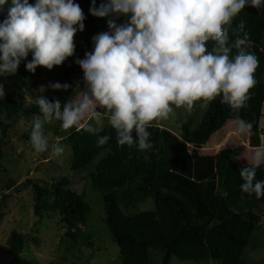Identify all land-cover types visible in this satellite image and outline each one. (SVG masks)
Returning a JSON list of instances; mask_svg holds the SVG:
<instances>
[{
  "label": "clouds",
  "instance_id": "clouds-1",
  "mask_svg": "<svg viewBox=\"0 0 264 264\" xmlns=\"http://www.w3.org/2000/svg\"><path fill=\"white\" fill-rule=\"evenodd\" d=\"M8 3L0 0V11ZM249 6L259 8L261 0H102L99 7L92 0L91 15L107 18L109 31L95 35L93 51L76 60L84 73L83 89L77 84L63 104L44 95L34 99L39 112L31 120V147L37 153L51 149L54 158L63 155L64 146L50 145L44 133V125L54 120L62 130L83 128L103 146L110 136L98 134L107 119L119 146L151 149L148 128L168 119L173 106L190 113L198 101L206 109L218 97L237 114L235 134L252 135L253 124L238 114L257 84L259 60L250 51L254 42L245 21L232 27ZM121 17L126 19L118 23ZM84 20L75 0H36L34 5L11 0L0 22V76L15 75L29 54L26 70L33 74L37 67L62 65L75 55L74 37L84 31ZM48 87L67 91L72 86L56 82ZM5 94L0 83V97ZM246 159L248 166L239 171L240 187L259 199L264 197V181L256 176L264 164V139Z\"/></svg>",
  "mask_w": 264,
  "mask_h": 264
},
{
  "label": "trees",
  "instance_id": "trees-1",
  "mask_svg": "<svg viewBox=\"0 0 264 264\" xmlns=\"http://www.w3.org/2000/svg\"><path fill=\"white\" fill-rule=\"evenodd\" d=\"M29 2L34 5L36 0ZM75 2L85 15L84 31H78L74 37L75 55L52 70L37 67L33 74L26 70L27 62L32 59L29 54L27 60H22L17 78L21 86L30 92L34 91L38 78L44 74L59 78L64 76L71 86L79 84L83 89L84 73L76 60L93 51L92 38L106 32L108 23L107 18L91 15L92 0ZM101 2L96 0L97 7ZM10 4L11 0L0 11V22L6 18ZM125 19L121 17L118 23H123ZM240 20L245 21V30L254 42L250 51L259 60L255 72L257 84L251 90L250 100L238 114L241 119L253 124L252 135L235 134L237 114L222 104L219 97L209 103L189 142L166 128L152 124L148 131L153 147L142 151L136 145L119 146L111 126L99 132L100 136L109 135L110 140L98 147L96 136L83 128L62 130L58 121L57 134L61 131L68 133L65 139L73 154L71 170L86 172L89 190L100 193L105 207L104 221L119 246L122 264H172L173 258L247 264L244 251L253 232L260 227L261 216L251 211H234L226 198L217 193L216 165L217 161L225 160L236 166L237 195L264 203V197L257 199L255 194L249 195L241 190L243 181L239 175L240 169L248 166L246 157L250 158L252 149L264 139V0H261L259 8L249 6L242 10L233 20L232 27H236ZM229 35L230 42H233L235 36L231 30ZM211 46L209 42V49ZM75 72L78 75L72 77ZM74 90L70 88L71 96ZM24 108V97L19 92L0 97V114L8 119ZM33 108L39 112L37 105ZM10 129L11 124L0 117V165ZM246 142L250 147L245 145ZM98 157V161L94 162ZM256 179L264 181V164L257 169ZM27 183L32 184L34 190V212L39 216L44 211L57 212L67 227L66 237L75 244L84 233L91 212L84 193L69 188L68 176L61 177L48 187L32 180ZM14 184L12 182L9 188H13ZM50 198H53L51 203ZM148 199L153 200V210L125 213L123 205L130 209ZM24 242V236L12 230L8 236L9 254L16 256L20 253ZM154 250L161 254L160 263L154 258Z\"/></svg>",
  "mask_w": 264,
  "mask_h": 264
},
{
  "label": "rangeland",
  "instance_id": "rangeland-1",
  "mask_svg": "<svg viewBox=\"0 0 264 264\" xmlns=\"http://www.w3.org/2000/svg\"><path fill=\"white\" fill-rule=\"evenodd\" d=\"M109 31V28L108 30ZM264 44V41H263ZM15 75L0 76V83L4 84L5 96L11 92H19L24 97L25 108L12 119L4 114L0 117L11 124V129L4 147V157L0 165V264H122L120 249L109 232L105 221V207L100 193L89 190V182L86 172L71 170L73 159L72 149L66 141L67 132L57 134L58 121H52L44 125V133L48 137L49 144L60 143L65 151L61 157L54 158L51 149L48 152L37 153L29 143L32 130V117L36 114L33 106L34 99L40 95L49 100L60 99L66 103L71 97L70 89L52 90L48 85L59 82L70 84L66 77H51L47 74L38 78V85L30 92L21 86ZM78 75L75 72L72 77ZM46 91H39L41 86ZM73 85L71 89H75ZM198 101L189 113L186 107L176 108L169 118L163 121L153 122L166 128L189 142L193 131L199 126L204 112ZM107 119L103 121L102 130L109 127ZM263 138V136H262ZM245 145L249 146L246 142ZM255 149V148H254ZM252 149V151L254 150ZM193 153V151H191ZM99 157L94 160L97 162ZM218 189L217 193L226 198L229 206L236 212H254L261 216L260 227L256 229L250 239L248 247L244 251V260L247 264H264V203L251 198L237 195L235 186L236 166L221 160L217 161ZM70 178L69 188L78 193L83 192L90 203L91 212L84 233L74 244L66 237L67 227L62 223L57 212L44 211L42 216L34 212V190L32 184H26L28 180L40 183L48 187L61 177ZM15 182L13 188L9 185ZM53 198H50V203ZM123 209L127 214L153 210L152 199L139 203L136 207ZM12 230L20 232L25 239L23 250L16 256L9 254L8 236ZM154 258L160 263L161 254L154 250ZM155 261V262H156ZM172 264H219L214 260L180 261L173 258Z\"/></svg>",
  "mask_w": 264,
  "mask_h": 264
}]
</instances>
